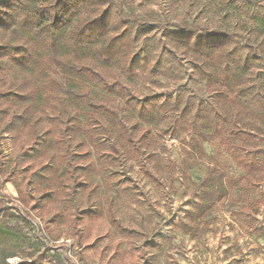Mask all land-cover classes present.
<instances>
[{
	"label": "trees",
	"instance_id": "1",
	"mask_svg": "<svg viewBox=\"0 0 264 264\" xmlns=\"http://www.w3.org/2000/svg\"><path fill=\"white\" fill-rule=\"evenodd\" d=\"M263 3L156 0L161 16L153 18L130 9L126 0H0V190L32 150L48 154L43 168L50 170L40 174L43 186L17 187L25 212L0 199V264L12 258L23 264L43 258L49 264H88L78 251L72 261L65 241L53 255L51 248L37 251L26 244V221L31 214L41 217L53 194L60 204L55 219L44 222L46 238L60 241L52 231L59 225L65 240L79 242V227L99 213L81 210L80 194L103 184L106 211L121 230L111 206L128 193L122 185L131 181L118 177L115 167L128 154L137 156L142 123L160 134L183 127L194 147L199 140L216 141L239 171L229 178L211 164L192 185L188 222L179 224L204 223L218 203L257 212L264 199L250 194L264 185ZM195 7L198 14L191 16ZM135 79L149 86L147 92L133 87ZM200 87H206L205 97L196 95ZM239 116L249 129L239 125ZM6 137L17 151L9 171L1 148ZM84 144L90 148L81 150ZM88 154L102 184L84 172L81 159ZM139 164L143 176L161 188L159 176ZM128 247L140 257L145 253Z\"/></svg>",
	"mask_w": 264,
	"mask_h": 264
},
{
	"label": "rangeland",
	"instance_id": "2",
	"mask_svg": "<svg viewBox=\"0 0 264 264\" xmlns=\"http://www.w3.org/2000/svg\"><path fill=\"white\" fill-rule=\"evenodd\" d=\"M126 1L129 8L137 13L153 18H156V13L161 16L156 0ZM199 8H192L191 16L197 15ZM9 78L10 74H5V82ZM133 87L147 92L149 86L135 79ZM196 90V95L205 97L207 94L206 87ZM237 122L246 129L251 127L242 116L237 118ZM154 127L141 124L137 130L140 136L137 156L128 154L125 164L115 167L118 177L124 180L128 177L131 181L122 185L128 193L115 198L111 206L121 230H117L110 221L105 204L106 187L100 174H96L93 155L88 154L81 159L84 172L90 174L93 184L100 183L102 187L89 195L86 194L87 189L80 194L81 210L87 215L88 210L97 209L99 212L79 227L81 240H65L66 233L59 225L52 231L55 235L60 234L62 239L54 243L46 238L44 222L55 219L60 204L59 199L51 194L45 201V212L39 211L41 217L31 214L30 220L26 221L25 243L37 251L51 248L48 255H53L60 253L55 250L57 244L65 241L71 250L68 251L70 259L74 261L73 252L78 251L88 264H264V205L257 212H248L232 208L227 202L218 203L211 208L204 223L191 228L179 224L180 220L188 222L186 214L193 201L192 185L205 175L211 164L226 170L229 178H237L239 171L227 162V155L216 141L199 140L198 147H194L185 128L174 125L175 131L160 134ZM1 148L7 156L9 171L16 165L17 151L8 137L1 143ZM88 148L87 144L81 146V150ZM125 150L128 152V147ZM28 155L21 165H16L17 171L11 181L1 188L0 199L4 202L19 205L17 187L27 191L46 183L40 174H50V170L43 168V164H48V154L32 150ZM139 161L159 176L163 184L161 188L143 176ZM250 196L264 199V185ZM21 211L25 212L23 207ZM129 245L143 248L144 255L140 257L138 253L131 252ZM34 255V258L38 257L37 253ZM8 263L23 264L20 258L9 259ZM35 264L49 263L43 258L36 260Z\"/></svg>",
	"mask_w": 264,
	"mask_h": 264
}]
</instances>
